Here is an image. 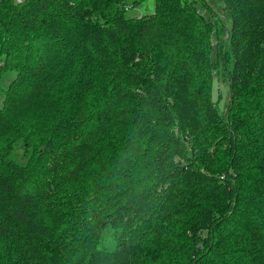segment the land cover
<instances>
[{
    "label": "trees",
    "instance_id": "obj_1",
    "mask_svg": "<svg viewBox=\"0 0 264 264\" xmlns=\"http://www.w3.org/2000/svg\"><path fill=\"white\" fill-rule=\"evenodd\" d=\"M141 1L0 0V264H264V0Z\"/></svg>",
    "mask_w": 264,
    "mask_h": 264
},
{
    "label": "rangeland",
    "instance_id": "obj_2",
    "mask_svg": "<svg viewBox=\"0 0 264 264\" xmlns=\"http://www.w3.org/2000/svg\"><path fill=\"white\" fill-rule=\"evenodd\" d=\"M131 3V0H128ZM205 4L202 6V12L206 15L211 16L212 18L220 17L224 20L227 27L231 25V15L229 9L224 0H204ZM155 7L154 0H143L140 3H137L134 6H131L127 10L128 16H140L144 13L151 12ZM219 90V91H218ZM221 94L219 101V110L224 112L229 103L230 92L228 82L225 77L220 74L214 80V98L217 99L218 95Z\"/></svg>",
    "mask_w": 264,
    "mask_h": 264
},
{
    "label": "bare ground",
    "instance_id": "obj_3",
    "mask_svg": "<svg viewBox=\"0 0 264 264\" xmlns=\"http://www.w3.org/2000/svg\"><path fill=\"white\" fill-rule=\"evenodd\" d=\"M201 2V1H200ZM219 91V90H218ZM218 95V94H217Z\"/></svg>",
    "mask_w": 264,
    "mask_h": 264
}]
</instances>
